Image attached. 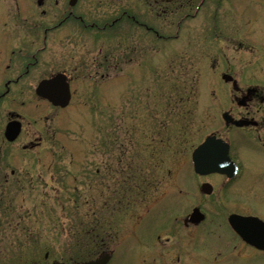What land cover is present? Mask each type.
<instances>
[{"label": "rangeland", "instance_id": "obj_1", "mask_svg": "<svg viewBox=\"0 0 264 264\" xmlns=\"http://www.w3.org/2000/svg\"><path fill=\"white\" fill-rule=\"evenodd\" d=\"M99 3L93 10L99 23L120 15L122 9L140 19L143 9L141 0ZM108 4H114L113 13ZM151 12L146 13L147 23L169 36L175 33L169 24L183 14L157 20ZM200 18L201 14L184 19L177 39L158 41L128 23H117L112 35L98 41L83 38L94 49L82 57L94 64L83 68L67 109L51 111L37 99L25 109L10 99L0 102V173L14 170L15 175L25 176L19 186L14 181L0 182V264L71 262L97 253L91 232L96 218L116 239L129 232L123 246L132 259L143 250L140 239L141 234L146 237L147 228L155 225L154 230L159 229L152 231L165 235L172 208L180 227L177 237L183 238L181 217L189 214L191 206L180 192L186 194L194 185L191 152L219 125V104L209 90L218 86L216 81L206 83L210 65L201 49L205 25ZM126 33L138 49L127 54L124 62L120 57ZM186 33L195 39H187ZM108 51L114 56L110 66L103 59ZM222 67L216 65L215 71ZM235 68L241 77L239 67ZM34 88L25 86L27 98ZM14 107L25 116L24 132L17 142L7 143L2 135L7 111ZM28 119L36 121L27 125ZM28 131H45V147L23 151L20 144ZM142 179L144 192L134 190L132 184L139 185ZM253 183L259 201L256 208L264 215L257 189L261 184ZM125 184H131L126 194L121 193ZM190 195L189 201L201 202L212 219L216 210L207 207L194 190ZM209 226L216 224L202 225L195 234L191 232L197 234L193 238L220 239L217 233L205 234ZM221 230L226 231L222 225ZM222 264H264V256Z\"/></svg>", "mask_w": 264, "mask_h": 264}, {"label": "flooded vegetation", "instance_id": "obj_2", "mask_svg": "<svg viewBox=\"0 0 264 264\" xmlns=\"http://www.w3.org/2000/svg\"><path fill=\"white\" fill-rule=\"evenodd\" d=\"M99 1L0 0V102L10 99V102L20 105V109H25L34 100H40L51 111H60L64 108L39 98L35 88L42 80L58 76L63 83L69 85L71 99L73 98V86L80 83L83 68H88L91 64H88L82 54L94 49L83 38L95 42L101 36L112 35L117 23H128L129 27L154 35L158 41L169 37L177 39L184 19L201 14L200 19H203L205 25L201 49L210 65L206 83L216 81L218 86L209 89L210 97L219 104V125L209 135L228 144L229 160L236 166V172L233 175H192L194 185L186 194L184 190L180 192L184 203L188 202L191 206L189 214L181 217L183 238L177 237L180 227H176L178 217L175 208H172L173 211L166 217L165 235L154 232L159 229L154 230L155 225L147 228L146 237L141 234L140 239L143 250L134 254L133 259L124 254L123 245L129 232L116 239L113 233L103 228V222L94 219L91 234L98 247L97 253L87 255L83 261L106 258L105 264H222L232 261L241 263L258 255L264 256V250L244 241L229 222V217L233 214L254 216L264 221V215L256 208L259 201L253 183L257 180L261 184L257 189H260L258 194L262 199L261 206L264 207V0H141L143 9L140 19L131 14L129 9H122L120 15L112 16L103 23L94 19L93 10L102 5ZM105 6L107 8V4ZM109 6L113 13L114 4H108ZM147 11H153L157 20L172 17L178 12L183 14L178 20L172 21V25L169 24L175 28V33L169 36L161 32V27L147 23ZM186 34L187 39H195L192 33ZM125 39L122 51L119 48L124 54L120 57L124 62L127 61V54L138 49L129 43L130 36L127 33ZM111 49L113 51V47ZM111 51L103 58L109 62L108 66L113 63ZM220 62L223 67L217 72L216 65L220 66ZM93 64L94 62L90 66ZM235 67H239L237 70L241 77L233 70ZM29 85L35 86L31 98L26 97L28 94L25 95L24 89ZM15 108L7 111L8 119L2 135L3 141L7 143L17 142L24 132L25 116ZM10 121H19L21 125L19 133L12 140L5 136L6 126ZM26 122L27 125L34 123L30 119ZM44 134L45 131H28L20 144L22 150L27 152L44 148ZM10 171V174L0 173V182L10 185L14 181L19 186L25 176L15 175L14 170ZM122 182L126 183V179ZM127 182L130 183V179ZM142 182L143 179L139 185L132 184L134 190L144 192ZM206 183L212 187L210 193L202 190ZM126 184L121 193L126 194L131 190V184ZM191 190L199 193L207 207L216 210L212 219H209L210 212L203 209L201 202L194 204L189 201L192 198ZM195 208L204 215L201 221L191 219V212ZM208 222L216 224V227L209 226L205 234L208 236L217 233L216 236L220 239L213 237L202 242L193 238L194 231ZM221 225L226 229L225 232L221 230ZM191 232L194 233L193 236Z\"/></svg>", "mask_w": 264, "mask_h": 264}, {"label": "water", "instance_id": "obj_3", "mask_svg": "<svg viewBox=\"0 0 264 264\" xmlns=\"http://www.w3.org/2000/svg\"><path fill=\"white\" fill-rule=\"evenodd\" d=\"M36 93L42 98H46L54 105L61 107L66 106L70 101L69 85L63 83L61 78L43 80L36 88ZM20 131V124L11 123L7 126L6 136L8 139H14ZM229 146L222 139L216 136H208L201 144H199L192 153L194 171L198 174L205 175L210 173H229L233 175L236 166L229 160ZM202 190L210 193L212 187L209 184H203ZM204 215L195 208L191 213V219L195 222L201 221ZM229 222L232 227L240 233V236L248 243L254 245L260 250H264V222L257 217H243L231 215ZM247 225V226H245ZM105 258L88 263L76 264H103ZM52 264H63L53 262Z\"/></svg>", "mask_w": 264, "mask_h": 264}, {"label": "snow or ice", "instance_id": "obj_4", "mask_svg": "<svg viewBox=\"0 0 264 264\" xmlns=\"http://www.w3.org/2000/svg\"><path fill=\"white\" fill-rule=\"evenodd\" d=\"M245 226H247V225H245Z\"/></svg>", "mask_w": 264, "mask_h": 264}]
</instances>
